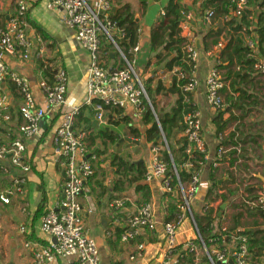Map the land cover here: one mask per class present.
<instances>
[{
  "label": "crops",
  "instance_id": "obj_1",
  "mask_svg": "<svg viewBox=\"0 0 264 264\" xmlns=\"http://www.w3.org/2000/svg\"><path fill=\"white\" fill-rule=\"evenodd\" d=\"M18 1L20 0H0V28L6 27L10 19L16 14ZM23 1L27 4L25 29L32 42L30 58L23 59L21 53L17 51L14 54H2L1 59L11 70L24 74L30 79L34 94L40 103L43 102V96L38 86L39 83L42 80H53L52 74L45 72L46 69H52L54 72L64 69L69 78L67 100L69 105L82 108L83 117L77 121L76 126L87 132L89 148L94 150V147L102 143L108 146L114 143L119 150L125 144L131 145L128 158L131 157L132 161L127 159V162L129 164L143 162L146 173L150 172L153 161L151 148L154 144L146 139V131L151 125L144 122L146 112L139 114L132 106L125 109H108L105 111L104 124L99 125L92 107L85 104L88 97L86 84L90 55L77 41L75 29L65 23L64 11L54 6L52 0ZM110 1L112 14L117 17L130 15L139 25L140 37L137 45L139 49L135 53L137 59L135 69L137 73H140L138 75L144 82L149 81L150 78L153 79L151 86L154 89L157 81L162 80L165 90L153 94L151 99L155 103L156 114L162 117L165 113L172 111L179 99V93L173 89V75L165 70L164 63L157 65L155 55L163 52V50H158L155 53L150 51V36L152 27L159 24L160 18L163 17L162 12L165 11L170 0H153L149 3H144L141 0ZM177 1H180L186 7L187 12L192 13L194 18L192 21V37L195 44L197 40H200L201 44V36L209 30L212 24L203 20L208 8H203V0ZM249 8L254 10V5L249 6ZM221 24H223V21L219 20L212 25L213 27H219ZM226 33L224 31L220 38L222 47L216 46L207 53L202 51L199 53L192 72V75L199 80L200 85L192 93L190 103L194 106L195 111L200 114L202 135L208 154L205 164L200 169V184L198 192L192 200V213L194 216L201 217L205 212V205L210 199V204L216 209L218 217L214 223V233H217L224 226L229 230H232V227H236L234 230H263L264 234L263 213L249 211L242 202L243 194L246 192L250 194L246 190L247 186L257 183L255 185H258L256 187L259 189L264 184L261 179V176L264 175V132L262 142L263 158L257 167H252L253 170L249 169V171L243 173L244 171L238 170L236 166L230 167L229 157L226 156L213 170L214 181L210 177L221 140L227 138L234 130L236 123H238L235 121L230 122L218 137L215 121L219 109L210 106L206 97L205 80L218 64L217 57L221 53V48L224 47L223 43L227 38ZM187 34V31L181 33L183 37H187ZM254 36L256 35L254 34ZM248 42L250 43V41ZM107 49L106 44H103L102 54L106 66L112 68L121 66L122 60L114 51L110 50L109 55L105 57ZM173 57L174 55H171L170 58ZM162 73H165L164 78L161 77ZM258 79H261V77L259 76ZM10 84L7 83L6 90L12 101V121L10 123L0 121V139L2 141L9 140L10 132L17 134L19 137L18 127L22 123L18 110L20 97ZM237 95L235 94V96ZM222 98L225 103L226 94H223ZM226 107L227 105H223V110ZM260 113V119L264 122V110ZM85 118L89 119L88 126L84 124ZM229 118L230 112H226L223 119L227 120ZM59 119L58 114L50 113L43 120L42 136L45 130L49 131L42 142H39L40 138L25 141L27 147L26 157L33 159L34 168L27 174L23 193L13 196L11 204L0 203V264H34V252L54 240L48 234L43 233L40 226L43 213L54 208L57 201L63 197L65 182L63 169L53 162L52 155L53 131L59 123ZM253 119L255 117L251 116V120ZM12 124L16 128H11L10 125ZM132 129H136V133H133ZM101 130L109 134L114 131V134L111 135L114 136L115 142L112 143L101 135ZM124 133H127V136L134 140H139L140 144L126 141L119 144V139L115 134L123 138ZM184 141L182 128L173 130L169 137V144L177 150ZM99 157L100 160L94 164V170L98 172V175L94 172V176L86 182L81 199L85 210L84 221L88 234L96 240L99 247L100 264H161L165 252L163 223L173 218L171 207H176L180 192L176 190L174 193H165L161 179L147 180L146 173L139 180L136 179V171H130L129 174L120 176L122 174H116V164L113 168H109L103 157ZM161 159L164 161L162 152ZM251 161L254 162V160ZM251 161L248 162L249 168H251ZM239 162L241 161L239 160ZM176 165L180 172L183 166ZM103 170H107L105 175L102 174ZM234 172L237 174L240 184L231 183L230 176L234 175ZM3 178L7 180H5L7 184L11 183L7 175L1 176L0 181ZM118 181H122V183L117 185L118 188L116 189ZM215 181L217 186L212 190L210 196L209 191ZM7 184L0 182L2 187ZM40 184H43L47 195L43 210H40L43 198L39 189ZM183 185L187 187L189 181H185ZM228 189L234 190V193L231 195ZM222 195H227L229 199L222 202ZM147 202L152 204L157 218L156 232L142 231L141 237L146 242L145 255L141 259L132 260L130 257L135 250V243L122 242L120 236L118 237V231L121 228L125 229L127 219L135 215L139 208ZM235 215H239L238 222L234 218ZM21 227H25V233L20 231ZM196 234V227L189 218L179 228L177 241L179 245H183L186 241L195 239ZM49 264H76V261L74 258L66 257L58 258Z\"/></svg>",
  "mask_w": 264,
  "mask_h": 264
},
{
  "label": "built area",
  "instance_id": "obj_2",
  "mask_svg": "<svg viewBox=\"0 0 264 264\" xmlns=\"http://www.w3.org/2000/svg\"><path fill=\"white\" fill-rule=\"evenodd\" d=\"M149 3L153 0H141ZM236 5L234 16H240L248 5V0H232ZM54 6L64 11V21L76 31L77 41L90 55V64L87 71V100L92 107L99 125L105 122V111L108 109H125L132 106L139 114L151 111L158 120L156 110L148 95L144 80L136 72V59H128L120 41L124 38V31L112 17V4L110 0H52ZM27 4L18 1L16 14L10 19L7 26L0 28V50L2 54H14L19 51L23 59L30 58L32 42L26 33L25 16ZM165 15V11L162 12ZM214 12L208 10L203 20L212 21ZM182 20L179 25L181 33L187 31L185 51L187 57L193 62L197 61L200 51L197 49L192 37L191 12L182 11ZM108 44L111 51L122 60V66L112 68L106 66L102 45ZM253 46V43H249ZM222 47L221 44H219ZM136 46L133 52L136 53ZM106 51L105 57L109 55ZM256 70L264 79V61L256 64ZM193 72V70H192ZM176 75L177 81L188 78L189 81L181 85L184 93H193L200 82L192 73L181 72L178 68L170 72ZM165 73L161 74L164 78ZM11 82L20 95L18 107L22 118L19 125L20 136L13 141L0 139V168L10 179V184L0 185V203L11 204L15 195L23 193V186L31 166L25 162L27 156V139L41 138L43 133L42 121L50 113L59 115V123L53 131V162L65 172L63 197L57 201L54 208L48 210L41 218L40 229L54 240L40 250L34 252V264H49L58 258H74L76 264H100L99 247L96 240L87 231L84 221V207L82 195L86 182L94 176V164L100 160L95 150L89 148L87 132L77 128V121L82 114L80 106L68 103V74L64 69H59L53 75V80H42L39 88L43 102L36 98L30 79L21 73L11 70L0 56V121H12V101L6 85ZM206 97L210 106L220 109L223 106L221 89L225 82L221 73L214 68L207 79ZM186 100H188L186 98ZM108 108V109H107ZM183 134L188 143L186 153L188 159L182 164V169L190 173L189 185L184 187L180 180L178 166L172 161V167L161 159L160 145H154L152 151V170L146 173L147 180L159 178L165 193L180 192L176 201V210L173 218L163 223V238L165 252L161 264H264V248L252 252L250 238L239 230L230 231L222 227L218 237H213L206 242L197 231L195 239L179 245L177 234L179 228L191 219L195 225L192 213V200L199 189L200 169L194 166L193 151H196L207 160L206 143L202 135V121L197 111H192L184 116ZM164 137V133L161 134ZM166 142V140H165ZM168 148V147H167ZM226 152L224 147L217 150L213 166L219 164V159ZM171 171V172H170ZM174 179L177 184L174 185ZM245 207L252 212L264 213V184L251 195L247 192L242 196ZM208 207H205L206 211ZM196 227V225H195ZM157 218L151 203H144L138 212L127 219L126 227L120 236L124 243L134 242L135 250L131 259H141L146 252V242L142 231L156 232ZM197 230V228H196ZM22 233L26 232L21 227ZM189 257V261L185 257Z\"/></svg>",
  "mask_w": 264,
  "mask_h": 264
},
{
  "label": "trees",
  "instance_id": "obj_3",
  "mask_svg": "<svg viewBox=\"0 0 264 264\" xmlns=\"http://www.w3.org/2000/svg\"><path fill=\"white\" fill-rule=\"evenodd\" d=\"M251 5H254V10L249 8ZM202 6L214 12L210 24L219 20H222L223 24L219 25V27H213L211 24L209 30L201 36V51L207 53L213 50L214 47L219 46L222 33L224 31L227 32L226 41L223 43L224 47L221 48V53L217 57L218 64L215 67L221 73L225 82L224 87L221 89V96L223 97V94H226V101L225 103L223 102V105H227L224 110L223 106L219 109V113L216 117L217 136L219 137L224 132L230 122H238L236 128L229 136L221 140L219 148L225 147L228 150L218 162H221L228 156L230 167L236 166L238 170L244 171L243 173H245L250 169L248 165L249 161L254 160L259 163L263 158L262 142L264 122L260 119L258 122L255 121L254 123H250L248 119L254 116L253 113L255 109H258L260 112L264 110V79L262 80V74L259 73L255 67L258 61H264V0H248L247 7L239 17L233 15L236 5L232 0H203ZM182 11H187V9L180 1L170 0L165 8V15L160 18L159 24L156 26L154 25L151 29L150 51L155 53L158 50H163V52L156 53L155 58L157 60V65L164 63L166 71L171 72L173 69L178 68L181 72L190 76L194 69V64L187 57L185 51L186 38L181 35V29L179 27L183 18ZM112 17L117 21L118 27L125 33L124 38L120 41L123 51L128 59H136L133 49L138 45L140 37L138 23H136L134 18L130 15L117 17L112 14ZM254 34L256 36H254ZM248 41L252 42L253 46H250ZM106 47H108L106 51L111 49L108 44H106ZM165 52L166 54L164 55ZM171 55H174V57L170 58ZM45 72L50 75L52 74V76L55 74V72L49 68H47ZM259 76L261 79H258ZM152 80L153 79L150 78L149 81L144 82L151 99L153 98V94H158L160 91L165 90L162 80L157 81L155 89L151 86ZM188 81V78L177 81L176 75H173V89L179 93V99L171 112L165 113L162 117L157 115L160 126L151 111H147L144 117L145 124H151L146 131V139L148 142L154 145L158 144L162 133L165 134L168 140L169 152L168 150L163 152V159L170 165V170L173 160L176 164L182 165L189 157L185 151L188 146L186 140L177 150L169 144V137L173 130H180L181 128L183 130L184 116L195 110L194 106L190 103L192 93H184L180 87ZM10 85H12L13 89L16 91L15 85L12 83ZM235 94L238 95L235 96ZM186 98L189 100H186ZM153 104L155 105V103ZM226 112H230V118L224 120L223 116ZM82 117L83 114L80 115L78 120H81ZM84 122V124L88 126L89 119L85 118ZM247 122L248 126L246 125ZM258 124L262 126V130L257 129L255 132H252L251 129L255 128ZM10 126L11 128H16L14 124ZM48 131L49 130L44 131L39 142L44 140ZM131 131L136 133V129H132ZM100 134L106 139H109L112 143L115 142L114 136L108 132L101 130ZM17 137V134L10 132L9 141H13ZM192 155L194 158L191 160L195 167L200 168V162H202V165L205 164V160L200 153L193 151ZM24 160L31 166V169L34 168L32 158L25 157ZM239 160L241 162H239ZM116 168V174H122L120 176L125 175L126 172L136 171V179L138 180L146 173L145 164L143 162L129 164L127 161L121 159L116 165ZM214 168L213 166L210 173V177H212L211 180L213 181ZM179 175L182 182L189 181L191 178L190 173L184 169L180 171ZM236 175L237 174L234 172V175L232 174L230 176V180L232 184L237 185L240 183ZM1 176L4 177L5 174L0 168V177ZM5 180L6 179L3 178L0 182L7 184V180ZM120 183H122V181L116 183V189L118 188L117 185ZM173 184H177L176 179H174ZM215 186H217L216 181L212 188H210V196ZM39 189L43 197L40 210H43L47 201V195L43 184H40ZM228 190L231 195L234 193V190ZM246 190L253 195L257 191V187H247ZM228 199L227 195H222V202ZM210 201L211 200L208 199V203L205 205L208 209L201 217L194 216L197 231L203 236L206 242L213 237H218V234L213 232L214 223L218 219L217 212L216 209L211 206ZM174 207L175 206L171 207L173 213L176 210V207ZM47 211L44 213L42 212L43 215L46 214ZM234 218L236 222L239 221V215H235ZM231 229L234 230L236 227H232ZM123 231V228L118 231V237L121 236ZM239 231L249 236L252 252H255V249L260 250L264 248L263 230L245 231L240 229ZM185 258L187 261L190 260L189 257Z\"/></svg>",
  "mask_w": 264,
  "mask_h": 264
},
{
  "label": "rangeland",
  "instance_id": "obj_4",
  "mask_svg": "<svg viewBox=\"0 0 264 264\" xmlns=\"http://www.w3.org/2000/svg\"><path fill=\"white\" fill-rule=\"evenodd\" d=\"M148 95H149V93H148ZM253 114H254L255 119L251 120V117H250L249 120H248L250 123L251 122L254 123L255 121L258 122L259 119H260V117H261L260 116L261 113H260V111L258 109H255ZM246 125L248 126V122L246 123ZM236 126H237V123H236L234 129L236 128ZM257 129L262 130V126L260 124H258L257 126H255V128H253L251 130H252V132H255ZM164 136H165V134H164ZM165 140H166V142H165ZM165 140H164V137L161 135L160 138H159L158 145H160V147L162 149V153L165 150H168V148H167L168 140H167L166 136H165ZM130 147H131V145H128V144L126 145L125 144V146H121V148L118 150L115 147V144L114 143L112 145H109V146L102 143L101 145H97V147H94V150L97 151V153L99 154V156H102L103 157V159L105 160V164L107 165V167H109V168L112 167L113 168V166H115V164L117 165L121 159H123L125 161H127V159H129L130 161H132V158L131 157L128 158L129 151H130L129 148ZM257 165H258V162H256V161L252 162L251 161L250 162V167H251L250 169L253 170L252 167H257ZM107 170H108V168H107ZM107 170H105V171L103 170L102 174L105 175L106 172H107ZM95 173L98 175V172L97 171ZM125 174H129V173H125ZM255 184H257V183H253V184H251V185H249L247 187H250V186L252 187ZM256 186H258V185H255V187ZM235 195L237 196L238 194H235Z\"/></svg>",
  "mask_w": 264,
  "mask_h": 264
},
{
  "label": "water",
  "instance_id": "obj_5",
  "mask_svg": "<svg viewBox=\"0 0 264 264\" xmlns=\"http://www.w3.org/2000/svg\"><path fill=\"white\" fill-rule=\"evenodd\" d=\"M196 47L199 51H201V44H200V40H197L196 41ZM0 56H1V50H0ZM44 121H42V125H43ZM111 134H114V131H111ZM115 136L119 139V144L120 143H123L124 141L126 142H133V143H136V144H140V141L139 140H134L130 137L127 136V133H124L123 135V138H120V136L118 134H115ZM168 149H169V145H167ZM63 177H65V172L63 171ZM261 179L262 181L264 182V175L261 176ZM226 204V203H225Z\"/></svg>",
  "mask_w": 264,
  "mask_h": 264
}]
</instances>
